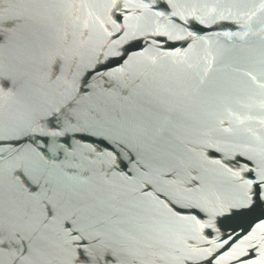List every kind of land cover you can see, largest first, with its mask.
<instances>
[{"label": "water", "instance_id": "1", "mask_svg": "<svg viewBox=\"0 0 264 264\" xmlns=\"http://www.w3.org/2000/svg\"><path fill=\"white\" fill-rule=\"evenodd\" d=\"M0 264H264V0H0Z\"/></svg>", "mask_w": 264, "mask_h": 264}]
</instances>
